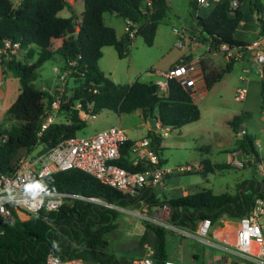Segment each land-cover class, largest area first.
Here are the masks:
<instances>
[{"label": "trees", "instance_id": "1", "mask_svg": "<svg viewBox=\"0 0 264 264\" xmlns=\"http://www.w3.org/2000/svg\"><path fill=\"white\" fill-rule=\"evenodd\" d=\"M83 11L79 30L68 34L66 29L73 22V16L58 15L63 9L72 12L68 0H19L13 7L10 0H0V48L3 41L11 40L20 45L22 58L0 54L3 70L19 78L20 92L16 100L4 112L0 120V172L12 170L9 163L12 156L25 147L26 153L40 146V152L47 151L60 140L74 136L86 126V120L79 118L77 104L91 114L101 109H110L119 114L141 110L144 119L157 118L162 128L175 129L197 121L200 110L192 99V92L175 79L169 81L165 94L158 92L154 81L135 80L130 84H118L106 76L98 67L102 48L113 46L121 55L122 41L114 28L104 23L106 12L116 14L136 28L134 36H142L147 45H152L159 24L168 18L169 6L166 0H82ZM239 4L242 0H238ZM249 9L256 15L258 30H264V4L261 0H249ZM243 13L240 5L230 7V0H217L205 16L197 15L195 24L200 29L199 40L217 46L226 43L241 46L247 42L234 36ZM127 39L130 37L128 34ZM63 38L62 45L52 49L54 39ZM57 59L61 70H69L71 87L65 86V101L58 116L64 121L51 123L40 136L41 116L50 107L53 93L36 87L37 69L49 59ZM177 61L175 64L186 60ZM75 62V65H69ZM227 63L219 72L204 74L205 87L209 90L231 69ZM264 73V69H263ZM95 90V91H94ZM260 109L264 110V80L260 84ZM248 113L234 115L228 124L237 133ZM6 137L5 139L3 137ZM150 147L163 163L161 152L162 136L155 130L147 134ZM132 142L127 140L120 148L116 163L130 171H143L148 166L140 160L129 161ZM236 146L245 154L257 155L255 140L245 134L236 141ZM205 171L231 169L226 163L205 161ZM203 171L205 174L206 172ZM42 192L78 194L83 198L65 201L58 209H42L28 219L17 217L3 223L0 233V264H45L48 253L62 259L80 258L84 264H129L132 259L142 256L144 244L152 251L154 264H165L166 234L168 229L158 224L143 221V233L137 242L125 252L141 254L120 261L110 251L105 235L118 228L121 211L103 204L88 201L98 197L107 204L121 208L136 207L145 203L149 208L166 204L171 209L170 221L194 229L204 218L216 220L221 216L240 218L253 211L256 200L264 198V178L254 175L237 185L236 192L215 194L209 188L189 192L176 197H156L153 187L146 186L132 196L124 195L104 185L92 175L70 169L45 176L38 181ZM131 254V253H130Z\"/></svg>", "mask_w": 264, "mask_h": 264}, {"label": "rangeland", "instance_id": "2", "mask_svg": "<svg viewBox=\"0 0 264 264\" xmlns=\"http://www.w3.org/2000/svg\"><path fill=\"white\" fill-rule=\"evenodd\" d=\"M194 0H166L169 6L168 18L157 27L152 45H147L142 36L131 37L127 42V35L124 31L125 21L122 17L106 12L103 15L104 23L114 28L116 36L122 41L121 55L113 46H106L102 50L103 56L98 61L99 69L118 84H130L135 80L142 82L154 81L156 70H166L172 64L189 53L186 43L182 47L175 45L177 36L174 29H181L185 25H191L195 19L193 12ZM249 0L241 4V11L249 16ZM214 1L207 6L201 5L198 13L203 16L213 5ZM66 10L60 14H65ZM213 52V51H212ZM217 52V51H216ZM221 52V51H218ZM217 63V70L225 68L222 54L212 56ZM59 61L55 58L45 61L36 71L37 78L34 85L48 90L54 85L56 73L54 67H59ZM241 62L235 63L231 69L224 73L222 79L215 82L205 94L196 91L194 101L200 110V117L197 121L188 123L180 128L168 129L158 128L157 133L162 135L163 147L161 158L163 166L173 169L169 176L163 179L164 185L154 186L153 191L157 198L163 200L165 197L181 196L182 190H199L210 188L215 194L223 192H236L237 185L243 178H249L254 172L251 170L253 164H245L242 168L230 165L231 169L217 170L207 173L206 176L198 169L190 172H180L179 166L190 165L197 167L204 159L212 163L223 162L226 159L225 152H219L216 145L228 148V151H238L236 141L239 139L234 133L227 120L240 113H248L240 129H245L247 134L255 140L258 154L264 166V110L260 109L259 87L256 82L248 83V79L258 80L252 73L242 71ZM255 67L254 70L259 71ZM239 76L247 81H242ZM66 85L71 87L73 81L68 78ZM239 86H246L248 93L243 101L234 99L235 89ZM202 88L201 90H203ZM119 117L121 120L119 121ZM56 121H63L62 116L55 118ZM144 122L145 124H141ZM120 125L126 128V134L141 139L147 134L146 120L136 112L119 114L110 109H101L94 117H88L86 126L76 134L86 136L95 133L108 126ZM166 130V136L163 132ZM221 137V138H220ZM40 146L34 149V153ZM243 154L244 153H239ZM240 157V155H238ZM245 158V155L242 156ZM250 171H249V170ZM249 173V174H248ZM251 173V174H250ZM263 178V174L260 175ZM121 216L118 228L105 235L109 243V249L120 261L125 258H132L141 254L138 252H125L136 242L139 235L143 233V221L158 224L153 217L154 208L145 205L136 207L120 208ZM230 224H235L234 219H227ZM264 222V220H261ZM219 224L214 226L217 229ZM146 244L143 247L146 249ZM131 253V254H130ZM166 260L174 264H225L235 260L231 252L199 242L190 235H183L168 229L166 234ZM195 254V256H194ZM225 254L226 258H221Z\"/></svg>", "mask_w": 264, "mask_h": 264}, {"label": "built area", "instance_id": "3", "mask_svg": "<svg viewBox=\"0 0 264 264\" xmlns=\"http://www.w3.org/2000/svg\"><path fill=\"white\" fill-rule=\"evenodd\" d=\"M10 1L13 7L19 3V0ZM196 2L203 6L209 4L208 0H196ZM148 4H150V0ZM238 6V0H230L231 8H237ZM124 29L130 37H134L136 28L130 22H125ZM173 32L177 36L175 42L177 47H182L186 42L196 41L195 37L186 35L183 29H174ZM205 49L207 52H216L210 44H207ZM217 51L224 53L228 60H239L245 54L252 53L255 64L263 70L264 30L261 33L259 32L255 40L247 42L245 45L232 47L226 43H221L217 46ZM0 54L22 58L19 43L11 40L3 41ZM69 65H75V62H70ZM53 70L56 73L52 90L54 99L50 107L41 116L38 136L51 123L55 122L60 106L65 101V86L69 77V70H61L59 67H54ZM200 73L196 61L184 60L169 69L154 71L156 75L154 83L157 85L160 94L167 92L171 79L179 81L181 85L190 89L193 93V91H196L194 88L198 78H200ZM240 79L245 81L242 77ZM246 94L247 87L239 86L234 92V99L242 101L245 99ZM76 108L78 109L79 118L82 120L95 116L90 111H86L80 104H77ZM165 129L168 130L169 128ZM166 130L163 132V136H166ZM246 133L245 129H241L236 135L238 138H242ZM127 140L125 130L115 125L91 135L79 136L76 134L64 138L44 152H40V150L35 153L33 151L25 152L11 171L0 172V233H2V224L12 222L15 217L21 220L28 219L42 209L46 211L56 210L65 201L83 198L78 194L40 191L38 181L56 172L79 169L92 175L102 184L129 196L137 194L140 189L146 186L162 187L166 174L171 173L173 169H165L159 164L158 156L150 147L149 138L136 140L132 142L130 147L132 152L137 153L139 160L145 161L148 166L145 170L130 171L116 163V160L120 158V148ZM239 153H242V151H234L228 163L237 168H242L248 163L256 165L264 178V166L256 163V155L244 153L245 158L243 159L238 157ZM178 168L180 172H190L196 169L199 170L201 166L186 165ZM87 200L118 210L121 208L107 204L98 197H89ZM141 204L147 206L145 203ZM153 217L158 225L166 229L193 236L201 243L213 245L233 253L235 260L228 261L225 264H264V222L259 220L255 210L240 218L221 216L214 221L204 218L198 221L194 229L173 224L170 221L171 209L166 204L154 207ZM227 219H234L236 223L230 224ZM216 224H219V226L214 229ZM218 232L222 235L217 236ZM218 237L220 238L219 241ZM145 246L144 254L132 259L129 264H154L153 251L148 245ZM221 258H226L225 254ZM45 264H84V262L80 258L62 259L59 255L48 253ZM165 264L174 263L166 260ZM217 264H219V261Z\"/></svg>", "mask_w": 264, "mask_h": 264}, {"label": "crops", "instance_id": "4", "mask_svg": "<svg viewBox=\"0 0 264 264\" xmlns=\"http://www.w3.org/2000/svg\"><path fill=\"white\" fill-rule=\"evenodd\" d=\"M210 3L211 1H217V0H208ZM245 0H242V2L239 4L240 5V8H241V4H243ZM261 2L264 4V0H261ZM68 3L71 5L72 7V11H73V14L71 11H69L68 9H63L62 11L66 10L65 14H60L62 11H60L58 13L59 16L61 17H69V16H73V22L76 24L74 25V34L77 33V31L79 30V22L81 21V17H82V11H83V1L82 0H68ZM194 3V7H193V12H194V17H196L197 15H199L198 13V8H203L201 7V5H199L196 0L193 1ZM211 9V8H210ZM210 9L203 15H207L208 12L210 11ZM250 11V9H249ZM243 13V12H242ZM125 27V25H124ZM184 30V32L186 33V35H189L191 37H195L196 38V41H192V42H186L187 46H188V50H189V53L187 55H185L184 57L182 58H187L186 60H194L196 61L197 63V66H198V69L200 70V78H198L197 82H196V86H195V90L196 91H199L200 89V94H205L206 92V87H205V82H204V74L207 73V72H219V71H222L223 69L225 68H222L220 70H217L216 69V61L213 59V55L217 54V53H220L222 54L223 56V59H224V62H225V66L227 63H232V66L237 63V62H241V66H242V71L244 72H248V73H252L253 76H257L256 78H258V80L254 81L252 78L248 79V83H255L257 84V87H259V91H260V84H261V81L264 80V73H263V70L260 69L259 66H257L254 62V57L252 55V53H247L245 54V56H243V58L239 59V60H228L224 53L222 52H207L206 51V45L208 43H205V42H202L199 40L200 36V29L196 26L195 24V19L194 21L192 22L191 25H185L183 26V28H181ZM125 31V29H124ZM157 31V30H156ZM125 34L126 31H125ZM156 34V33H155ZM259 35V30H258V25H257V22H256V16L254 13H249V16L246 14L243 13V17H242V20L240 22V25L239 27L235 30L234 32V36L236 39L238 40H241V41H244V42H250V41H253L255 40ZM155 38V37H154ZM131 40V37H129L127 39V42H129ZM62 42H63V38H57V39H54L53 42H52V49H57L58 47H60L62 45ZM105 47L102 48V50L104 49ZM103 56V54H102ZM182 58L180 60H182ZM101 59V58H100ZM178 60V61H180ZM176 63V62H175ZM172 64L169 68H171L173 65ZM231 66V67H232ZM255 67H258L257 69L259 71H256L254 70ZM168 68V69H169ZM106 76H108L106 73H104ZM255 74V75H254ZM239 78H241V76H239ZM247 81V80H245ZM54 86V85H53ZM53 86L50 87L47 91L49 93H52V90H53ZM202 88H204L203 90H201ZM43 89V88H42ZM211 89V88H210ZM209 89V90H210ZM45 90V89H44ZM236 90V89H235ZM196 91H193L192 93V99L194 101V96H195V93ZM20 92V83H19V78L14 76L11 72L7 71V70H3V67L1 66L0 64V120L2 119V116L4 114V112L11 106V104L16 100L18 94ZM247 93H248V90H247ZM247 96V94H246ZM246 98V97H245ZM245 100V99H244ZM243 101V100H242ZM195 102V101H194ZM196 103V102H195ZM133 112H136L137 114H140L142 116V118L144 119L143 115H142V112L141 110H135ZM122 114V113H121ZM264 116V115H263ZM58 117V115H57ZM56 117V118H57ZM155 119V131H157L158 128H162L161 125H160V122L157 118H154ZM231 119V118H230ZM228 119L227 120V123L228 121L230 120ZM87 120V119H86ZM121 120V117H119V121ZM146 120V125H147V134L150 130H153L151 128V125L149 123V121L147 119H144ZM64 121V120H63ZM55 122H56V119H55ZM141 124H145L144 122H142ZM242 125V124H241ZM115 126V125H113ZM117 126H120L117 124ZM108 127H111V126H108ZM106 127V128H108ZM121 127V126H120ZM123 128V127H121ZM105 129V128H104ZM126 132V128H123ZM93 133H90L89 135H91ZM147 134L145 137H147ZM127 135V138L130 142H134L136 140H139V139H136L135 137L133 136H130L128 134ZM143 137V138H145ZM141 138V139H143ZM148 138V137H147ZM221 138V137H220ZM217 149L219 152H225L226 153V159L225 161L223 162H226L228 163V161L230 160L231 158V154L234 152V151H228L227 149L228 148H224V147H221V145H216ZM258 151H259V148L257 147V155H256V163H260L262 164L263 161L261 160V157L260 155L258 154ZM240 155V158H242V156H244L243 154H238ZM128 158H129V161L132 163V164H136L137 162H139V158H138V155L137 153H134L132 152L130 149H129V155H128ZM164 161V160H163ZM205 161H209L211 164H214L212 163L209 159H204L201 161V163H199V165L201 166V168L198 170L199 172H201L202 174L203 171H205ZM164 163V162H163ZM163 163H161V166L164 167L165 169H169V167H165L163 166ZM216 163V162H215ZM218 163V162H217ZM219 163H222V162H219ZM229 164V163H228ZM263 165V164H262ZM251 170L254 172L252 175H254L255 177H257L258 179L261 178L260 175H262V172L259 170V168H257L256 165H252L251 167ZM249 170V169H248ZM217 171V170H215ZM214 171V172H215ZM220 171V170H219ZM250 171V170H249ZM173 172V171H172ZM171 172V173H172ZM206 172V171H205ZM171 173H167L165 177L169 176V174ZM207 173H213L212 171H208L204 174V176H206ZM249 174V173H248ZM251 174V173H250ZM252 175H249V177H251ZM245 179V178H243ZM242 179V180H243ZM241 180V181H242ZM164 185V183H163ZM203 189V188H201ZM210 189V188H209ZM200 190V189H199ZM212 190V189H211ZM195 190H182L181 192V195H185L189 192H193ZM198 191V190H197ZM213 191V190H212ZM229 192V191H227ZM214 193V192H213ZM231 193V192H229ZM173 197V196H171ZM261 200H264L263 199H258L256 200V205L254 207L253 210L256 211V209L258 208V204H259V201ZM154 208V207H153ZM257 213V212H256ZM258 217H259V220H264V203L262 204V207H261V212L258 214ZM262 222V221H261ZM217 236H221V233L218 232L217 233ZM220 240V238L218 237V241ZM221 245H223L222 243H220ZM195 256V254H194Z\"/></svg>", "mask_w": 264, "mask_h": 264}, {"label": "water", "instance_id": "5", "mask_svg": "<svg viewBox=\"0 0 264 264\" xmlns=\"http://www.w3.org/2000/svg\"><path fill=\"white\" fill-rule=\"evenodd\" d=\"M74 25L71 23L68 25L67 29H66V32L68 34H73L74 33ZM147 120L149 121L150 125H151V128L154 130L155 129V119L152 118V117H148ZM26 152V149L25 147H21L13 156L12 158L10 159V163H9V166L10 168H13L15 167L18 159Z\"/></svg>", "mask_w": 264, "mask_h": 264}, {"label": "bare ground", "instance_id": "6", "mask_svg": "<svg viewBox=\"0 0 264 264\" xmlns=\"http://www.w3.org/2000/svg\"><path fill=\"white\" fill-rule=\"evenodd\" d=\"M263 203H264V200L259 201L258 208L256 209L257 214H259L261 212V207H262Z\"/></svg>", "mask_w": 264, "mask_h": 264}]
</instances>
